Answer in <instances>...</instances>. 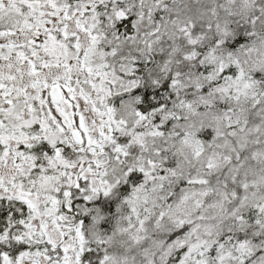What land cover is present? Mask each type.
<instances>
[{
    "label": "snow or ice",
    "instance_id": "obj_1",
    "mask_svg": "<svg viewBox=\"0 0 264 264\" xmlns=\"http://www.w3.org/2000/svg\"><path fill=\"white\" fill-rule=\"evenodd\" d=\"M0 264H264V0H0Z\"/></svg>",
    "mask_w": 264,
    "mask_h": 264
}]
</instances>
